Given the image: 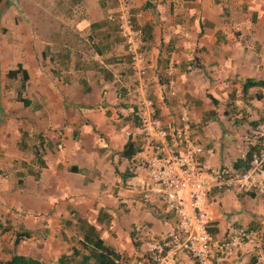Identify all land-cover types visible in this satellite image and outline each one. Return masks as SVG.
Listing matches in <instances>:
<instances>
[{
	"label": "crops",
	"instance_id": "0c3cea01",
	"mask_svg": "<svg viewBox=\"0 0 264 264\" xmlns=\"http://www.w3.org/2000/svg\"><path fill=\"white\" fill-rule=\"evenodd\" d=\"M126 2L130 12L147 6L133 21L148 56L149 97L158 119L168 126L184 106L203 149L201 161L213 170L235 171L233 163L254 145L247 138L251 126L264 123V89L253 87L246 95V103L262 116L259 122L255 115L247 123H235L229 115L217 114L211 99L216 103L240 95L245 79L264 80V0ZM114 8L115 0H0V69L7 72L19 64L28 75L22 96L29 105L17 101L18 119L6 113L8 122L16 123L12 130L20 137L31 132L47 144L44 166L35 181L27 176L22 195L30 198L36 214L55 219L53 225L64 233L75 227L76 217L85 220L106 246L132 264L148 234L167 232L173 219L159 199L141 197L128 161L118 156L126 143L122 131L134 120L124 96L131 74L116 31L106 22ZM30 23L36 40L28 32ZM113 36L118 42H112ZM72 37L86 49L73 46ZM46 46L49 55L68 61L64 80L44 75L40 61ZM168 65L175 82L173 99L165 97L162 87ZM256 94L262 98L256 100ZM1 162L3 169L10 164L5 158ZM5 195L0 186V199ZM202 205L215 240L239 227L254 233V241L224 264H264V195L212 190ZM134 225L144 232L132 233ZM174 264L193 262L179 255Z\"/></svg>",
	"mask_w": 264,
	"mask_h": 264
},
{
	"label": "built area",
	"instance_id": "2783aa9c",
	"mask_svg": "<svg viewBox=\"0 0 264 264\" xmlns=\"http://www.w3.org/2000/svg\"><path fill=\"white\" fill-rule=\"evenodd\" d=\"M106 22L117 34L131 74L125 97L132 107L134 124L122 131L126 142L135 149L128 161L129 172L136 179L141 197L159 199L173 221L169 230L149 235L141 254L132 264H174L179 255L193 264H224L243 245L252 243L254 233L239 227L220 240L208 233V220L202 200L212 190L264 195V149L252 153L248 168L235 171L213 170L201 161L202 146L196 138V127L184 106L168 126L162 125L149 97V61L140 30L133 21L126 0H115V8ZM168 65L163 76L167 99L175 97V82ZM256 133L264 145V126ZM245 159V153L239 156ZM134 234L143 227L134 225ZM121 264H128L120 257Z\"/></svg>",
	"mask_w": 264,
	"mask_h": 264
},
{
	"label": "rangeland",
	"instance_id": "374dc122",
	"mask_svg": "<svg viewBox=\"0 0 264 264\" xmlns=\"http://www.w3.org/2000/svg\"><path fill=\"white\" fill-rule=\"evenodd\" d=\"M146 9L147 6H144L139 10L132 9L131 15L133 19L137 12H143ZM31 23L34 25L33 22ZM31 23L28 26V32L30 33L31 39L36 40L38 35L33 33V26ZM111 30L112 32H115L114 28ZM116 37L113 36L112 42H118ZM78 41L79 38H73L72 45H79L82 47L81 49H86V45H84L85 43ZM48 48L49 46L44 47L42 53L44 52L46 54L40 61V66L43 68L44 75H46V77L52 75L53 77H60L64 80L66 76H68L66 70H64L65 67L68 66V61L63 58L58 59L49 55ZM73 61L75 63L76 59L74 58ZM81 63L86 65L85 60ZM56 64H59V66ZM1 70L2 69H0V127H5L0 132V164L2 163L1 160L4 158L8 159L10 164L6 166V169H3L2 166L0 168V176L3 178V183L0 184V186L7 194L0 199V224L10 226L11 231L0 235V261H5L11 255L16 254L37 259L42 264H58L57 259L61 255L69 253L70 248L77 247L80 234L75 227L73 228L71 226L65 228V233L62 230L55 228V225L53 224H58V222L55 223V219L48 217L45 218L42 214H36L38 211L32 207V201L29 202L30 198H26L22 195L21 188L26 181H29L27 178L30 177V180H36V178H33L28 171L30 170L38 176L39 166L32 160L30 148L36 141L42 139L40 136L29 132L30 136H23V144L25 146L24 151L20 152L18 150L16 144L21 137L18 133H15V131L12 130L16 123H9L6 118L7 114H9L13 116L14 119H18L17 111L19 108H17L18 104H16V95L19 93V97L23 98L22 91L24 88L20 89L19 75H17L15 79L9 80L5 77L6 72H2ZM30 75L31 77H33V75L36 77V73L33 74L30 72ZM246 100H248V98L242 100L239 94H233L232 96L229 94L225 101L222 102L219 100L216 102L217 104L213 106L214 111L216 110L217 114L229 115V118H231L233 122L245 121L244 123H247V118L249 116H255L256 114H260V112L255 106L248 105ZM27 111L31 114L34 112L32 105H30ZM214 111L211 112L212 115L216 114ZM256 116L259 117L256 120L259 122L262 116ZM259 125H264V123L259 122L257 126ZM255 126H251L254 131L252 133L250 132L247 135V138L250 136L252 143H259L260 150H263L264 145H261L259 136L256 133L257 126ZM43 154L40 152L41 156ZM40 159L42 160L41 157ZM29 205L31 207H29ZM20 228L30 230L32 232L31 237L22 240L16 246H13L11 235L14 231H17ZM111 237L115 240L117 239L115 234H112ZM131 239H133L132 236Z\"/></svg>",
	"mask_w": 264,
	"mask_h": 264
},
{
	"label": "trees",
	"instance_id": "16d2710c",
	"mask_svg": "<svg viewBox=\"0 0 264 264\" xmlns=\"http://www.w3.org/2000/svg\"><path fill=\"white\" fill-rule=\"evenodd\" d=\"M19 75L20 89H23L25 82L28 79V75L25 70L21 69L19 64L16 65L14 70H9L6 72L5 77L9 80L15 79ZM253 87L264 89V80H253L245 79L241 82L240 85V97L241 99H246L247 90ZM256 100L262 98L261 94L254 95ZM16 101L20 102L24 107L29 105V101L26 99L20 98L19 93L16 95ZM212 104H216L212 100ZM210 113L207 112L204 116H208ZM22 133L17 147L19 150L23 151L25 146L23 144ZM46 142L44 140L36 141L34 145L31 146L30 152L32 154V160L38 164L39 167H43L44 164L40 159L43 148L46 147ZM260 150L259 143H256L250 147L245 153V159H237L232 168L236 170H244L248 168V162L250 161V156L252 153H257ZM135 153L133 146L126 142L118 153V156L122 159L129 160L130 157ZM33 178H37L36 173L28 171ZM70 172H76V169L70 168ZM129 177V175H124L123 177ZM97 221H100V213H98ZM68 225H71V222H68ZM75 228L80 234V239L77 242V247H72L69 250V253L61 255L57 262L58 264H121L119 262L120 255L117 254L113 249L106 246L104 242L100 239L97 231L93 226L88 224L85 220L80 218H75L74 223ZM20 230V231H18ZM17 231H14L11 235L12 245L16 246L20 241L29 239L31 237V232L25 228H20ZM11 231V227L8 225L0 224V235L8 233ZM0 264H42L37 259L24 257L22 255H11L7 260L0 261Z\"/></svg>",
	"mask_w": 264,
	"mask_h": 264
}]
</instances>
